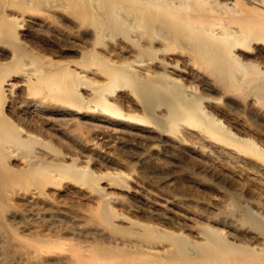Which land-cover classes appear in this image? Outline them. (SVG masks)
<instances>
[{
    "label": "bare ground",
    "instance_id": "1",
    "mask_svg": "<svg viewBox=\"0 0 264 264\" xmlns=\"http://www.w3.org/2000/svg\"><path fill=\"white\" fill-rule=\"evenodd\" d=\"M0 185L106 264H264V0H0Z\"/></svg>",
    "mask_w": 264,
    "mask_h": 264
},
{
    "label": "rangeland",
    "instance_id": "2",
    "mask_svg": "<svg viewBox=\"0 0 264 264\" xmlns=\"http://www.w3.org/2000/svg\"><path fill=\"white\" fill-rule=\"evenodd\" d=\"M52 223L49 213L23 211L8 188L0 185V264H106L100 262L105 249L84 245L80 229L53 228ZM61 226L66 224L61 221ZM52 253L62 255V262L40 260Z\"/></svg>",
    "mask_w": 264,
    "mask_h": 264
}]
</instances>
